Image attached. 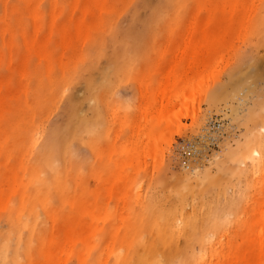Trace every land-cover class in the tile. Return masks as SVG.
<instances>
[{
  "label": "rangeland",
  "instance_id": "rangeland-1",
  "mask_svg": "<svg viewBox=\"0 0 264 264\" xmlns=\"http://www.w3.org/2000/svg\"><path fill=\"white\" fill-rule=\"evenodd\" d=\"M169 76L191 116L132 169ZM0 108V264L264 257V0H0ZM68 216L95 231L68 244Z\"/></svg>",
  "mask_w": 264,
  "mask_h": 264
},
{
  "label": "bare ground",
  "instance_id": "bare-ground-1",
  "mask_svg": "<svg viewBox=\"0 0 264 264\" xmlns=\"http://www.w3.org/2000/svg\"><path fill=\"white\" fill-rule=\"evenodd\" d=\"M204 46L203 43H200V45L194 46L195 49H197L196 52L202 50V47ZM187 47L185 46V49ZM212 48H213V44H212ZM209 50V48H208ZM185 51V50H183ZM182 51V52H183ZM207 54V53H206ZM204 54V55H206ZM204 57V56H203ZM205 58V57H204ZM204 58H202V60H204ZM204 63V61L202 62ZM175 70L173 69V72ZM174 80V79H173ZM173 80L170 79V76L166 79L165 83H162L161 86H159V88L156 91V94H161L162 95H168V99L165 101H163L162 103H160L159 108L155 109L154 112L155 113L151 115V120H153L152 124H149V116L147 118V115H145V117L143 118V122L141 124L140 130H139V134L143 135L142 136V140L136 138L134 140V146L131 148V150L127 153V157H129V160L131 162V168H140L142 165L146 166L147 164V159L148 158H153L156 156L157 154V147L156 144L158 142L159 139L163 138L164 140L168 139V136L166 135V132L169 130L170 127L175 125V122H177L176 118H179V115L181 114H185L190 115V112L187 111L188 108V104L187 102L189 100H194L193 95L190 96L192 94V92L195 91V89L199 86V84H193L191 83L188 88L186 87L184 92H182L179 96H177V103L179 104V108L175 109L174 107L171 106V108L169 107L171 105V94H172V90H173V86L174 83L172 82ZM6 91L3 93L5 94ZM151 96V95H150ZM154 105H152L153 107ZM1 110V108H0ZM149 113V112H148ZM189 116V117H190ZM194 117V116H192ZM174 118V119H173ZM215 124H212V127H214ZM17 138H15V140H17L19 142L20 140H28L29 135L23 134L22 132H17L16 133ZM142 141V144H144V149L143 150H137V146L138 144H140ZM17 142V144H18ZM137 161H138V167H137ZM125 171H127L125 169ZM121 173V169L119 170H115V174L118 176ZM262 210L264 211V203L262 206ZM74 213L79 214V209H75ZM18 215V214H17ZM19 216V215H18ZM75 218V217H72ZM70 220V217L68 216V222ZM186 220V219H185ZM184 220V221H185ZM259 220L262 221V225L260 226V229L258 230V237L261 241L260 245L262 246L264 243L263 239H264V214L260 215ZM187 221V220H186ZM27 223V220L25 218H20V217H16L15 219L13 218V222H11V224H13V230H19L20 226H23ZM186 223V222H185ZM188 225V223H186ZM95 231V228H91L89 224H86L85 222H82L80 219L76 218L74 219L72 222L68 223V228L66 229L65 232V237L66 240L68 241V244L73 243V241L75 240V238L77 236H82L83 238L90 235L91 233H93ZM160 231V228L158 230V232ZM161 233V231L159 232ZM164 234V232H163ZM161 235V234H159ZM165 236L163 235V238ZM201 237V236H200ZM166 240L165 238L163 239V241ZM202 240V239H201ZM125 242V241H123ZM128 243V242H127ZM94 243L90 242L86 245V247L90 250L93 248ZM141 245V244H140ZM154 245V244H152ZM151 245V247H152ZM121 246V245H119ZM145 246V245H144ZM140 247V246H136L135 250H134V254L133 257L128 259L126 261L127 264H161V259L159 257V255H154V254H150V256H148V252L150 251V249H152L151 247ZM129 248V246H127V249ZM63 249L66 250H71L72 246L71 245H67L65 246ZM108 249L112 250L113 255H114V264H120L122 259H126L128 254H124L122 255L121 253H119L116 249L108 246ZM203 249V248H202ZM206 252L200 250H192V252L189 254V256L181 263V264H198V262L202 259H204ZM264 255V253H263ZM216 258H217V262L216 264H227L224 263V256H218L216 254ZM241 262L240 264H248V258L247 255L245 254V252L242 253L241 255ZM258 264H264V257L262 258V260L258 263Z\"/></svg>",
  "mask_w": 264,
  "mask_h": 264
}]
</instances>
